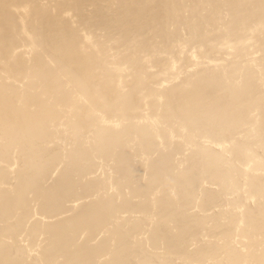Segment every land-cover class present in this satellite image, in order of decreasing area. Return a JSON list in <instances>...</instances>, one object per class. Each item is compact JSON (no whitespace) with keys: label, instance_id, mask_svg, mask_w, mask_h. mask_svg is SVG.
Segmentation results:
<instances>
[{"label":"bare ground","instance_id":"1","mask_svg":"<svg viewBox=\"0 0 264 264\" xmlns=\"http://www.w3.org/2000/svg\"><path fill=\"white\" fill-rule=\"evenodd\" d=\"M0 264H264V0H0Z\"/></svg>","mask_w":264,"mask_h":264}]
</instances>
